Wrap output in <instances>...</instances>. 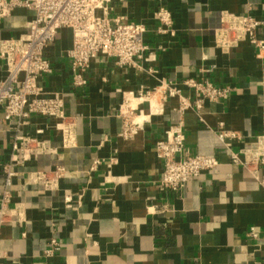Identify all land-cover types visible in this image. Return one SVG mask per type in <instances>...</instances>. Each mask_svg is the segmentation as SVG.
I'll list each match as a JSON object with an SVG mask.
<instances>
[{
	"label": "crops",
	"instance_id": "obj_1",
	"mask_svg": "<svg viewBox=\"0 0 264 264\" xmlns=\"http://www.w3.org/2000/svg\"><path fill=\"white\" fill-rule=\"evenodd\" d=\"M113 16L147 27L144 60L132 67L113 61L94 62L84 73L86 85L73 86L67 51L71 30H61L46 56L54 73L44 78L47 95L60 94L71 118L73 146L63 148L56 122L33 117L26 126L7 122L0 108V203L6 190L4 165L11 162L16 136L51 141L57 154L13 165V204L23 208L24 221L0 229V264H264V190L242 166L232 162L220 141L221 130L238 134L231 150L255 148L264 136V50L250 42L222 52L215 32L222 15H250L264 21V0H113ZM169 11L173 26L158 34L154 14ZM34 13L16 9L0 23V41L19 38ZM264 41V27L257 32ZM6 67L0 58V81ZM208 81L228 88L219 102L205 101L200 112L181 114L170 97L163 113L149 117L131 139L121 137L120 109L129 94L138 97L167 86L180 89L187 80ZM184 121L190 156L217 157L220 165L191 179L182 191L161 190L163 162L156 145L177 121ZM101 164L91 171L95 161ZM66 169L58 190L34 185L31 174ZM251 228L258 238L248 236ZM60 244L53 256L52 240Z\"/></svg>",
	"mask_w": 264,
	"mask_h": 264
},
{
	"label": "built area",
	"instance_id": "obj_2",
	"mask_svg": "<svg viewBox=\"0 0 264 264\" xmlns=\"http://www.w3.org/2000/svg\"><path fill=\"white\" fill-rule=\"evenodd\" d=\"M113 0H0V23L12 13L23 8L34 13L27 24V31L19 38L0 41V58L6 67V76L0 81V108L7 122L16 121L26 126L33 117H43L56 122L57 131L62 133L63 148L73 144L72 129L74 124L65 112V101L58 94L47 95L43 80L53 75L54 67L46 56L59 32L71 30L73 43L67 51V58L73 75L72 84L76 88L85 86L84 79L94 62L113 61L119 67H132L137 60H144L148 48L145 44L147 27L142 23L127 22L124 17L113 16ZM159 24L158 34L166 35L173 26L169 11L160 9L154 14ZM264 27L260 21L250 15L224 13L222 25L215 32V46L224 53L236 48L242 42H250L255 48L264 50V41L257 37V32ZM192 90L195 100L184 96L176 87L167 86L162 93L160 103L153 108L149 101L158 91L139 94L137 98L129 94L120 109L124 119L121 137L131 139L138 134L151 115L163 113V103L170 97L179 100L178 111L184 114L188 110L200 112L205 101L219 102L230 95L228 88H221L208 81L193 79L184 82ZM137 101V102H136ZM148 103V114L139 110V104ZM134 105V106H133ZM18 135L15 138L11 162L3 166L6 173V190L0 203V229L13 220L24 221L23 208L13 204L12 181L16 173L13 165H24L36 161L43 155L58 153L49 140L39 136ZM220 141L226 146L234 164L242 166L252 175L264 190V136L257 138L255 148H243L238 153L231 150L229 141L240 140L236 133L221 130ZM157 157L163 162V172L159 181L161 190L182 191L188 182L202 173L214 170L220 165L215 157L190 156L186 149L185 124L180 120L166 132V138L156 145ZM101 162L95 161L91 171ZM66 169L58 166L51 171H36L31 174L34 185L45 191L58 190ZM248 236L257 239L258 233L251 228ZM60 250L56 239L47 250V256H53Z\"/></svg>",
	"mask_w": 264,
	"mask_h": 264
},
{
	"label": "bare ground",
	"instance_id": "obj_3",
	"mask_svg": "<svg viewBox=\"0 0 264 264\" xmlns=\"http://www.w3.org/2000/svg\"><path fill=\"white\" fill-rule=\"evenodd\" d=\"M135 98H137L136 96H134ZM153 106V108H155L157 106V95H154L150 100H149ZM137 102V101H136ZM134 106V105H133Z\"/></svg>",
	"mask_w": 264,
	"mask_h": 264
}]
</instances>
